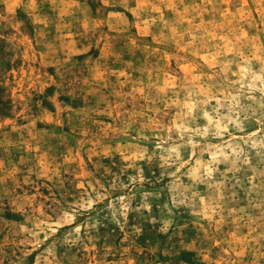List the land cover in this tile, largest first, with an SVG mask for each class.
Wrapping results in <instances>:
<instances>
[{
  "label": "rangeland",
  "instance_id": "obj_1",
  "mask_svg": "<svg viewBox=\"0 0 264 264\" xmlns=\"http://www.w3.org/2000/svg\"><path fill=\"white\" fill-rule=\"evenodd\" d=\"M0 264H264V0H0Z\"/></svg>",
  "mask_w": 264,
  "mask_h": 264
}]
</instances>
